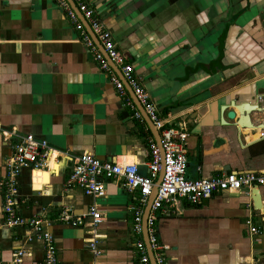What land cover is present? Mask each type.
<instances>
[{
	"label": "crops",
	"instance_id": "0c3cea01",
	"mask_svg": "<svg viewBox=\"0 0 264 264\" xmlns=\"http://www.w3.org/2000/svg\"><path fill=\"white\" fill-rule=\"evenodd\" d=\"M86 2L158 113L187 124L186 178L264 170V129L238 124L237 112L227 118L235 104L250 103L261 110L250 121L264 122V0ZM79 38L53 0H0V180L16 143L3 137L4 130L30 134L72 156L86 152L100 161L135 163L148 174V144L155 137ZM71 166L60 157L53 170L22 169L19 213L49 221L58 264H138L135 244L144 239L133 228L132 195L111 180H104L98 198L66 188ZM254 190L214 193L198 204L180 199L159 210L155 229L169 248L167 264H264V186H258L259 208ZM2 204L0 196L3 264H12L11 253L20 248L30 253L18 264H37L41 245L26 243L24 229L3 225ZM92 205L103 217L96 228L98 255L85 246L89 219L81 226L55 221L64 209L80 216ZM247 221L261 233L251 236Z\"/></svg>",
	"mask_w": 264,
	"mask_h": 264
},
{
	"label": "built area",
	"instance_id": "2783aa9c",
	"mask_svg": "<svg viewBox=\"0 0 264 264\" xmlns=\"http://www.w3.org/2000/svg\"><path fill=\"white\" fill-rule=\"evenodd\" d=\"M53 1L63 8L67 18L74 24L75 30L79 32L80 41L90 50L95 61L99 64V68L103 72L109 73L110 82L123 104L133 110V116L136 119L141 120V114L129 92L132 94L137 105L142 108L158 132L160 146L156 145L153 139L149 140L148 174L143 175L139 173L135 163L100 161L86 152L72 156L68 152L53 149L45 140L35 139L30 134L18 136L14 130L1 131L4 138H16L13 153L6 159L5 174L0 180L2 211L5 216L3 225L8 228L24 229L26 243L38 242L41 245L43 255L37 264H58L57 248L53 236L46 229L49 221L37 216L25 218L19 213L16 200L18 195L17 177L24 168H28L32 172L52 169L51 162L56 165L60 157H65L72 162L71 170L65 180L66 188L76 186L86 196L98 198L105 194L104 180L121 183V186L133 197L134 203L129 206V210L133 215L134 231L138 234L142 233L143 210L156 185L155 195L147 216L146 235L154 263L167 264L166 253L169 248L158 240L155 229L156 214L159 210L171 208L180 199L189 204H198L202 199L208 198L214 193L239 192L252 186H264V170L256 173H223L208 179L186 178V145L189 137L187 124L185 122L175 123V117L161 116L158 113L143 89L140 79L134 76L132 65L117 50L111 33L104 28L86 0H71L74 10L67 0ZM81 20L89 29L92 38ZM96 46H100L103 54L97 50ZM162 166V177L156 184ZM86 218L89 219L91 228L88 231L90 236L85 240V246L93 255H98L100 252L97 248L99 236L96 234V228L103 221V217L95 205H92L85 214L80 216H74L69 209H64L57 215L55 221L81 226ZM247 226L251 236L261 233L260 227L253 225L251 221H247ZM135 248L139 255L138 264H150L144 242L138 241ZM29 253L22 248L14 250L11 253V263H20L22 257ZM0 264H3L1 254Z\"/></svg>",
	"mask_w": 264,
	"mask_h": 264
},
{
	"label": "water",
	"instance_id": "95a60500",
	"mask_svg": "<svg viewBox=\"0 0 264 264\" xmlns=\"http://www.w3.org/2000/svg\"><path fill=\"white\" fill-rule=\"evenodd\" d=\"M67 1L69 2V0H67ZM69 4H70L71 8L74 10V7H72L71 0H70ZM81 23L83 24V26L87 30L88 34L92 38V35L89 33V29L87 28L85 23H83L82 20H81ZM127 91L129 92L128 89H127ZM129 94H130L132 100L134 101L138 111L143 116V119L146 122V124L148 125L152 135L155 137L156 144L158 146H160L159 145V141L160 140H159L158 132L155 130V128L153 127L152 123L149 121V119L145 115L144 111L142 110V108L139 105H137V103L134 100L132 94L130 92H129ZM234 108L235 109L233 111H230L227 114V118L228 119H233L235 117V115H236V112H237L238 117H239L238 124L242 125L243 127H248V128L259 127L260 129H264V122H261L259 124V126H256L250 121V116H249L250 114L261 111L257 106L252 105L250 103H240V104H235ZM160 153L162 155L161 149H160ZM162 173H163V166L161 167V171H160L159 176H158V178L156 180V184L160 181V179L162 177ZM254 187L256 189V190L253 191V194H255L254 195V197H255L254 201H255L256 207L259 208V201L260 200H259V197H258V194H257L258 193V186H254ZM155 191H156V185L153 187L152 192H151L150 196L148 197V200H147V203L145 205V208H144V211H143V215H142V236H143L145 247H146V250H147V253H148V256H149L150 264H155V263H154V260H153V255H152V252L150 250V245H149V242H148V239H147V235H146V221H147V216H148V213H149L151 202H152V200L154 198V195H155Z\"/></svg>",
	"mask_w": 264,
	"mask_h": 264
},
{
	"label": "bare ground",
	"instance_id": "6f19581e",
	"mask_svg": "<svg viewBox=\"0 0 264 264\" xmlns=\"http://www.w3.org/2000/svg\"><path fill=\"white\" fill-rule=\"evenodd\" d=\"M51 166H52V169H54L56 167V165H54L53 162H51Z\"/></svg>",
	"mask_w": 264,
	"mask_h": 264
}]
</instances>
